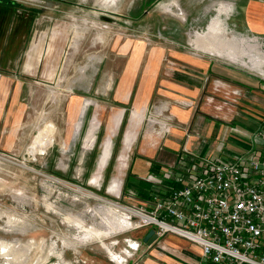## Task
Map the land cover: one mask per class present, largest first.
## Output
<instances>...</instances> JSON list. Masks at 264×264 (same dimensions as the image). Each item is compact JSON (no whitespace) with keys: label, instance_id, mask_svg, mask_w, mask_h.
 Masks as SVG:
<instances>
[{"label":"rangeland","instance_id":"obj_1","mask_svg":"<svg viewBox=\"0 0 264 264\" xmlns=\"http://www.w3.org/2000/svg\"><path fill=\"white\" fill-rule=\"evenodd\" d=\"M228 3L0 0V27L12 28L17 21L20 44L8 54L14 67L0 75L7 85L0 83L5 90L0 92V264H82L80 255L101 252L102 241L120 234L118 253L136 249L124 238L146 228L129 229L138 221L133 214L53 179L123 207L137 208L145 201L132 177L148 175V162L137 155L147 134L149 141L165 134L163 144L174 129L192 128L195 119L209 116L200 106L211 96V78L195 101L180 92L183 75L190 84L206 76L193 73L191 58L238 67L222 47L232 17L219 10ZM215 25L219 39L207 45ZM6 36L0 38L9 40ZM214 104L206 101V106ZM178 110L191 111L188 123L178 121ZM240 118L236 115L234 125ZM90 123L94 142L85 148ZM105 138L108 148L101 152ZM123 143L131 152H121ZM121 158L122 184L111 191ZM117 252L110 257L127 264Z\"/></svg>","mask_w":264,"mask_h":264},{"label":"crops","instance_id":"obj_2","mask_svg":"<svg viewBox=\"0 0 264 264\" xmlns=\"http://www.w3.org/2000/svg\"><path fill=\"white\" fill-rule=\"evenodd\" d=\"M228 4L219 10L220 12L224 10L229 16L228 19L232 17L231 22H227L225 26L229 36L225 37V43L223 44L225 45V52H223L228 61L234 64L239 63L238 67L228 63L229 67L224 68L219 64H214L211 60L208 63L200 64L198 61L202 62L201 58H191L196 66L193 73L206 74V76H201V79L194 80V84H190L185 81V75H183L184 81L182 83L193 86L194 91L184 85L181 87L180 92H182L184 98L195 101L199 92H201V87H203L202 83L211 78L207 89L211 96H206L200 106V109L207 112L209 116L195 119L192 128L174 129L171 134L167 135L169 137L166 138L163 144L165 134L157 136L155 139L152 138L151 141H149V134H147L148 138H145L146 141L140 146L137 155L145 158L148 162V175L151 173L162 174L176 163L184 148L201 156H208L211 154L216 155L221 146L224 151L232 152H242L255 146L253 136L257 133V130L259 131L264 126V0H231V3ZM216 20L214 19L210 24L212 25ZM12 24V28L6 30H2L0 27V37L10 36L9 40L0 38V75H8L5 71L11 70L9 66L14 67L12 57L8 54L20 48L18 40L15 39L18 36L19 23L14 21ZM217 25L214 26L215 32L208 37L210 38L208 43L217 44L219 39L217 35L219 27ZM200 42L203 43L201 40ZM216 55L218 56V54ZM39 61H41L40 58ZM200 65H203V67L200 68ZM25 66L27 68L30 66L27 60ZM196 68H199V70ZM207 74H210V76L208 77ZM212 76L216 77V84L212 82ZM219 78L228 84L221 85L223 81H220ZM0 83L6 88V81ZM2 85H0V92L3 90L4 94L5 90ZM240 98L244 99L245 102L239 101ZM208 99L213 100L216 104L206 106ZM216 105H221L219 106L220 110ZM213 107L218 112H215ZM240 107L242 108L240 109ZM190 110H187L189 112L188 116H185L187 111L178 110L180 112L178 121L188 123L191 115ZM238 114L242 119L237 120L235 126L234 123ZM133 119L135 120L132 122V126L136 129L137 119ZM242 128L249 131H244ZM93 130V125L90 123L85 137V148L91 146L94 142ZM231 130L237 135L232 134V136ZM134 136L136 137V135ZM107 148V139L105 138L101 152H105ZM261 149L264 151V146ZM121 152H131V149L127 151V146L123 143ZM125 169L123 158H121L120 164L116 168V175L109 186L111 191L121 187ZM147 176L142 177L136 174L132 177L137 182L136 186L145 201L149 200V190L152 189L151 184L145 181ZM144 202L141 204H144ZM129 229L131 230V228ZM149 230L150 228H146L144 231H135L124 238L125 245L134 244L136 247L133 248L136 249H132L130 246V249L124 248L118 253L116 248L123 241L122 236L124 235L120 234L107 243L102 241L101 252L100 250H93L91 254L80 255L82 257L81 263L119 264L109 255L114 251L120 254L127 264H199L201 260L200 247L181 237L170 234L157 237L149 244V241H145Z\"/></svg>","mask_w":264,"mask_h":264},{"label":"built area","instance_id":"obj_3","mask_svg":"<svg viewBox=\"0 0 264 264\" xmlns=\"http://www.w3.org/2000/svg\"><path fill=\"white\" fill-rule=\"evenodd\" d=\"M253 143L208 156L184 148L166 171L145 178L149 200L131 208V229L187 240L200 247L199 264H264V126Z\"/></svg>","mask_w":264,"mask_h":264},{"label":"bare ground","instance_id":"obj_4","mask_svg":"<svg viewBox=\"0 0 264 264\" xmlns=\"http://www.w3.org/2000/svg\"><path fill=\"white\" fill-rule=\"evenodd\" d=\"M206 43V42H205ZM207 45H210L211 43H206ZM225 45H223L222 47H224ZM42 134V133H41ZM40 140V139H39ZM45 142V141H44ZM43 145V144H42ZM49 176V175H48ZM54 181H57V182H59V183H61V184H64V185H66L67 187H69L70 189H73V190H75L76 192H78V193H80V194H82V195H86V196H89V197H93V198H95V199H98V200H102V201H104V202H106V203H108V204H111L112 205V209L113 210H118V209H121V210H124V211H126V212H129V213H131V214H133L134 216H138V213L135 211V210H133V209H131V208H129V207H123L122 205H120V204H117V203H114V202H111V201H108V200H105L104 198H102V197H100V196H98V195H96V194H94V193H92V192H89V191H87V190H85L84 188H80V187H77V186H74V185H72V184H70V183H68V182H66V181H62V180H60V179H53ZM124 211H123V213H124ZM121 212V211H120ZM124 218V217H123ZM147 220H149V219H147ZM68 243V242H67ZM53 245V244H52ZM52 247V246H51Z\"/></svg>","mask_w":264,"mask_h":264},{"label":"water","instance_id":"obj_5","mask_svg":"<svg viewBox=\"0 0 264 264\" xmlns=\"http://www.w3.org/2000/svg\"><path fill=\"white\" fill-rule=\"evenodd\" d=\"M157 236L155 235V230L154 229H150L148 234L145 237V241H149L151 244L154 240H156Z\"/></svg>","mask_w":264,"mask_h":264}]
</instances>
